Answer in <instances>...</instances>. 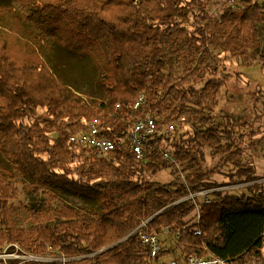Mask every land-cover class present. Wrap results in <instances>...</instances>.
Returning a JSON list of instances; mask_svg holds the SVG:
<instances>
[{"label": "trees", "instance_id": "obj_1", "mask_svg": "<svg viewBox=\"0 0 264 264\" xmlns=\"http://www.w3.org/2000/svg\"><path fill=\"white\" fill-rule=\"evenodd\" d=\"M15 1L0 5V254L58 251L66 259L13 264H147V248L131 233L142 220L152 232L167 229L177 243L161 251L167 258L212 253L243 264L250 253H260L264 188L241 147L254 134L228 115L216 120L213 111L226 80L207 77L214 72L206 58L218 62L219 51L244 60L258 50L264 0H241L239 11L228 8L219 18L208 13L207 0ZM167 37L185 62L180 77L167 56ZM51 40L102 67L104 99L87 102L53 72L44 54ZM39 107L47 118H38ZM150 111L161 128L175 124L176 130L173 137H150L145 165L122 144L94 160L71 141L96 118L105 134L126 138L134 119ZM164 145L178 160H189L184 180H155L173 165L161 152ZM209 147L233 166L229 183L245 184L243 194L217 189L211 200L186 199L223 185L211 179L215 169L202 167ZM20 175L55 199L54 192L65 188L94 197L98 207L51 206L47 213L34 212L33 226L21 233L10 203L18 197L14 181ZM197 205L200 219L188 223L184 217Z\"/></svg>", "mask_w": 264, "mask_h": 264}, {"label": "rangeland", "instance_id": "obj_2", "mask_svg": "<svg viewBox=\"0 0 264 264\" xmlns=\"http://www.w3.org/2000/svg\"><path fill=\"white\" fill-rule=\"evenodd\" d=\"M15 0H0V5H14ZM207 11L213 17H221L226 9L231 8L226 1L207 0ZM242 4V3H241ZM239 11L240 8H231ZM192 21L189 16L188 24ZM187 24V23H186ZM165 49L169 62L177 77L184 75L185 62L176 55V44L171 37L165 39ZM185 52L190 53L187 47L183 46ZM214 51L219 61H213L211 57L206 58V62L211 66L214 74L209 72L207 77H218L226 80V84L221 88L217 96V105L213 114L217 121L221 116L228 115L231 119L246 122L248 125L242 127L243 132L254 134L252 140H247L241 144L244 148L245 162L252 164L256 169L259 179L256 181L264 188V28L261 26V45L253 55L247 59L239 60L232 57L229 53H220ZM45 58L53 72L72 90L80 94L87 102L95 103L105 97V93L99 84L102 77V67L89 57H81L77 53L62 47L56 41L51 40L48 47L44 50ZM38 118H47L45 108H37ZM187 125L182 131L187 129ZM175 134L172 135V137ZM171 150L168 146H162ZM85 152V151H84ZM173 153V151H172ZM94 160L99 158L93 157ZM7 167L8 164L3 162ZM202 167L205 171L215 169L212 174L213 181L223 184L221 187L211 190H204L198 193H191L186 199H191L194 203L204 202L215 198L214 190H222L230 195H241L245 192V184L229 183V174L233 166L224 161L222 155L214 152L212 147L205 150V162ZM191 169L189 160L180 161L172 165L169 169L163 170L155 176V180L160 183H169L177 177L185 179L187 172ZM18 188V197L12 200L11 215L14 222V228L19 232L27 234L33 226V213H47L51 206H61L63 204L71 205L86 211L98 207L97 200L85 194H79L72 190L61 188L53 195L42 190L35 185L34 181L27 176H18L15 179ZM193 210L184 220L188 223L197 221L196 212ZM144 221V220H142ZM164 235V236H163ZM162 235L165 239L167 249L175 248L176 242L165 232ZM182 247V246H180ZM17 248L20 249L19 244ZM14 259H38L44 261L63 260V254L60 252H50L44 256L33 258L32 254L22 251L3 252L0 254V264H13ZM230 264V263H228ZM232 264V263H231ZM243 264H264V244L260 253H250Z\"/></svg>", "mask_w": 264, "mask_h": 264}, {"label": "built area", "instance_id": "obj_3", "mask_svg": "<svg viewBox=\"0 0 264 264\" xmlns=\"http://www.w3.org/2000/svg\"><path fill=\"white\" fill-rule=\"evenodd\" d=\"M241 0H227L231 8H236L240 4ZM142 100L137 101L135 107H137ZM119 106V104H117ZM176 130L175 124H168L161 128L155 115L150 111L142 116H138L131 123L128 136L126 138L114 139L103 132L99 119H94L90 122L87 130L73 134L71 141H73L81 150L87 154L100 158L108 153L113 152L118 144H122L126 148L134 153L136 162L139 165H145L148 161V155L145 144L149 141L150 137H153L156 133H164L168 137H172ZM161 152L166 160L173 165L177 163L178 158L172 153V150L161 148ZM202 192V191H201ZM197 221L200 219L199 206L197 205ZM167 233L168 230L164 229L163 233L152 232L148 227V220L141 222L137 228L131 233L138 234L142 244L147 248L149 255V262L147 264H231V261L216 257L212 253H208L205 256L194 255H182L177 258H167L165 255H161V251L167 246L165 239L162 235ZM196 233L201 234L200 230H196ZM164 236V235H163ZM17 246V245H16ZM33 258H38V255L32 254ZM38 260V259H36ZM66 259L64 258L63 261Z\"/></svg>", "mask_w": 264, "mask_h": 264}]
</instances>
